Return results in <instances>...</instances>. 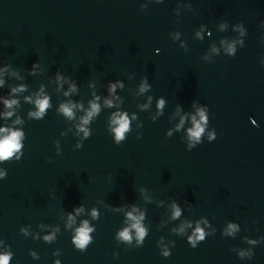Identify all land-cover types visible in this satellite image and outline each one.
Returning a JSON list of instances; mask_svg holds the SVG:
<instances>
[{
  "label": "water",
  "instance_id": "water-1",
  "mask_svg": "<svg viewBox=\"0 0 264 264\" xmlns=\"http://www.w3.org/2000/svg\"><path fill=\"white\" fill-rule=\"evenodd\" d=\"M140 4L147 5L145 11ZM174 9L179 11L180 24L175 22ZM261 20L264 0H166L162 5L156 0H0V66L10 65L25 77L23 82L29 87L25 95L43 84L54 104L68 99L57 91L55 73L59 70L79 85V95L71 98L87 106L93 91L90 83L97 94L104 95L108 80L121 79L126 84L120 93L124 108L136 111L144 123L138 129L134 122L132 134L116 146L108 132L115 109H104L92 122V136L83 141L84 147L74 150L80 140L72 121L54 110L42 121L29 120V104L17 110L25 121L24 157L5 164L8 176L0 181V240L15 253L11 264H53L52 253L57 249L62 264H264ZM241 22L247 28L246 46L237 45L234 58L224 55L222 48L220 55H209L213 44L220 48L221 40L239 38L233 28ZM200 24L212 30L211 38H195ZM221 24L228 27L221 30ZM176 30L188 43L187 54L179 42L169 39V32ZM157 48L160 55L155 54ZM37 61L39 73L28 75ZM144 75L153 86L151 94L168 100L165 115L156 123L149 120L154 107L143 112L137 108L146 102V96H135ZM8 83L21 81L9 77ZM7 91V87L0 90V95ZM193 100L210 108L209 129H216L217 140H205L189 152L184 138L190 120L170 139L165 132L179 122L173 116L175 105L180 103L191 113ZM249 117L258 125L253 126ZM139 132L143 138L137 140ZM56 139L60 156L55 152ZM173 200L185 209L181 220L207 217L215 236L192 249L186 237L173 233L171 229L181 222L169 219ZM79 204L86 213L97 208L101 214L99 221L87 214L77 218V226L88 219L97 228L95 242L83 253L74 248L71 232L65 230L67 212ZM131 204L147 211L150 234L139 249L117 245L114 239L115 232L126 225L124 212L113 209ZM229 222L240 228L234 238L221 235ZM40 224L60 229L55 243L21 235V227L30 225L35 233ZM162 236L165 242H176L167 259L156 247ZM249 239L259 243L250 245ZM249 248L255 258L240 259L238 252ZM30 250L41 259L34 261ZM113 252L120 253L118 260Z\"/></svg>",
  "mask_w": 264,
  "mask_h": 264
},
{
  "label": "clouds",
  "instance_id": "clouds-1",
  "mask_svg": "<svg viewBox=\"0 0 264 264\" xmlns=\"http://www.w3.org/2000/svg\"><path fill=\"white\" fill-rule=\"evenodd\" d=\"M166 0H156V3L162 5ZM147 5L140 4L141 11H145ZM174 15L176 17V24H180L179 11L174 9ZM227 24H221V30L226 29ZM259 27L264 29V20L259 22ZM234 31L239 33V38L235 40L223 39L220 41V48L212 45L210 54L220 55L221 48L223 54L234 58L238 53L239 45L240 49H243L245 45V37L247 36V28L244 23L241 22L234 26ZM169 39L173 44L179 42V48L183 50L185 54L189 52V46L186 40L182 39V32L179 30L169 32ZM195 38L203 41L205 37L211 38L213 32L206 24H200L195 30ZM259 43L264 45V32L259 36ZM155 54L160 55L161 49H155ZM205 60L209 59V56L204 57ZM258 63L261 68H264V56L260 57ZM41 69L40 62H34L31 68L28 69V75L36 76ZM9 77H15L16 80L21 81L16 85H9ZM25 77L21 76L16 70H13L10 65L0 66V90L8 88V91L3 95H0V121H4V124H0V181H4L8 176V170L4 167L5 164L12 161L20 162L24 157L25 141L27 139L26 132L24 130V119L18 115L17 110L22 107L23 104H29L32 108L27 113L29 120L42 121L44 120L50 111H55L56 114L63 116L66 120L72 121L76 129L75 135L79 138L80 142L74 146V150H81L84 147L83 141L89 139L92 136L91 124L94 120H97L102 110L115 109L112 111L108 121V132L111 134L113 143L116 146L123 144L133 132V125L138 129L144 127L143 121H140L139 115L136 111L129 113L124 108L125 99L121 92L124 91L126 84L121 79L108 80L105 85V94L100 95L95 91V85L90 83L89 88L93 89L91 93V99L87 101V106L81 100H75L71 97L79 95V85L71 77H66L61 71L57 70L55 73V83L57 85V91L62 92L63 96L68 98L65 101L56 105L53 103V98L45 90V85L41 84L38 91H33L29 95L25 93L29 92L27 83H24ZM67 85V90H65ZM138 91L135 93L136 97L146 96V102L137 104V108L143 112L149 109L155 108L154 114L149 117L152 123H156L159 118L165 115V110L168 107V100L164 96H153V86L149 81L147 75L141 77L138 84ZM22 98V99H21ZM192 107L194 112H186L184 106L180 103L175 105L174 117H179V122L175 127L168 128L165 132L166 139L173 137L174 133L180 132L185 129V124L190 120L191 126L186 129L185 148L186 151H193L199 146L203 145L205 140L208 143H212L217 140V131L214 127L209 129L210 125V108L198 100H193ZM78 113H82L78 115ZM253 126L258 125L255 118L249 117ZM206 129H209L206 133ZM71 131V129H69ZM82 133V135H81ZM61 135H67L66 132H62ZM137 140L143 138V132L137 133ZM55 145V152L57 156L61 155L60 141L58 139L53 141ZM52 160L49 158V163ZM144 194L145 200L150 201V197L146 194L144 189L140 190ZM125 208L128 210L125 211ZM116 212H124V227L118 229L115 232L114 239L117 245H126L132 249H139L145 246L146 239L150 234V228L146 224L147 211L141 210L138 205L131 204L127 206H117L113 209ZM170 217L172 221H181L178 227H173L171 231L181 238L187 239V243L192 249H196L199 245L206 241L208 237L215 236V229L212 228V224L207 217H201L196 220H181L185 209L180 203L173 200L169 206ZM90 215L92 220H100V211L97 208H92L90 212L86 213V209L83 204L73 206L71 211L67 212V220L65 223V230L71 232V243L74 248L83 253L86 252L90 245L95 242L94 233L97 232V228L88 219L79 221L77 226V218L82 215ZM40 231L33 233L31 226L26 225L20 228V233L25 238L31 237L33 240H42L44 243L51 245L58 239L57 234L60 232L58 227L52 228L49 225L40 224ZM191 230V231H189ZM240 231L239 225L234 222H229L227 226L222 230L221 235L223 237H235ZM248 244L257 245L258 240L249 239ZM176 246L174 240L165 242V237H160L156 241V247L159 249L160 255L167 259L172 255V249ZM29 255L34 261L41 259L40 255L35 250H30ZM55 257L53 264H62V260L59 258L61 252L59 249L52 253ZM113 257L119 259L120 253L113 252ZM15 256V253L11 250V245L7 244L4 240H0V264H11ZM240 259L253 260L255 258V252L252 248L242 249L238 252Z\"/></svg>",
  "mask_w": 264,
  "mask_h": 264
}]
</instances>
